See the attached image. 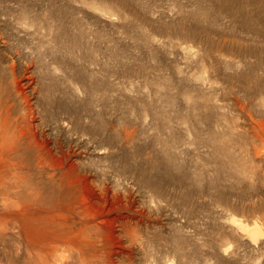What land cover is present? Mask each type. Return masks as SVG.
Wrapping results in <instances>:
<instances>
[{
    "label": "rangeland",
    "instance_id": "374dc122",
    "mask_svg": "<svg viewBox=\"0 0 264 264\" xmlns=\"http://www.w3.org/2000/svg\"><path fill=\"white\" fill-rule=\"evenodd\" d=\"M263 32L264 0H0V264L82 246L70 163L142 222L87 260L264 264Z\"/></svg>",
    "mask_w": 264,
    "mask_h": 264
},
{
    "label": "bare ground",
    "instance_id": "6f19581e",
    "mask_svg": "<svg viewBox=\"0 0 264 264\" xmlns=\"http://www.w3.org/2000/svg\"><path fill=\"white\" fill-rule=\"evenodd\" d=\"M227 1V0H226ZM230 1V0H229ZM236 2V1H235ZM246 4V3H245ZM248 4V3H247ZM223 6V5H222ZM224 7V6H223ZM239 10V9H238ZM242 10V9H241ZM262 10V9H261ZM240 11V10H239ZM243 11V10H242ZM241 11V12H242ZM240 12V13H241ZM35 25V24H34ZM42 25V24H41ZM44 27V25H43ZM36 28V27H35ZM55 28V27H54ZM53 28V29H54ZM57 28V27H56ZM55 28V29H56ZM44 29V28H43ZM47 29V28H46ZM52 29V30H53ZM59 29V28H58ZM57 30V29H56ZM55 30V31H56ZM62 30V29H61ZM64 30V29H63ZM47 31V30H46ZM54 31V30H53ZM54 31V32H55ZM37 32V30H36ZM53 32V33H54ZM61 31H59L60 33ZM33 33V32H32ZM40 33V32H39ZM56 33V32H55ZM264 33V32H263ZM63 34V33H60ZM66 34V33H64ZM54 35V34H52ZM54 37V36H53ZM52 39V38H51ZM210 42V41H209ZM210 44V43H209ZM261 66V65H260ZM263 69V68H262ZM256 82V81H255ZM249 90V89H248ZM254 97V96H253ZM248 106V105H247ZM236 107V106H235ZM29 114V110H28ZM255 119V118H254ZM253 120V119H252ZM155 121V120H154ZM181 121V120H180ZM161 123V122H160ZM255 126V121L253 122ZM258 123V121H257ZM260 123V122H259ZM258 123V124H259ZM98 124V122H97ZM102 125V124H101ZM257 125V124H256ZM167 126V125H166ZM6 130L7 127L0 124V131ZM159 128V127H158ZM181 128V127H180ZM167 129V128H166ZM165 130V129H163ZM162 130V131H163ZM174 131V130H173ZM243 131V130H242ZM246 132V131H245ZM191 134V133H190ZM213 134V133H212ZM155 135V134H154ZM178 135V134H177ZM211 135V134H210ZM258 136V134H255ZM249 136V135H248ZM201 137V136H200ZM212 137V136H211ZM213 138V137H212ZM168 140V139H167ZM174 140V139H173ZM199 140V139H198ZM207 140H210L209 138ZM240 141V140H239ZM246 141V140H245ZM250 141V140H249ZM199 142V141H198ZM197 142V143H198ZM241 142V141H240ZM128 144V143H127ZM199 144V143H198ZM213 144V143H212ZM238 144V143H237ZM242 144V143H241ZM248 143H245V145ZM207 145V144H206ZM205 145V146H206ZM216 145V144H215ZM235 145V144H234ZM233 145V146H234ZM191 146V145H190ZM224 146V145H223ZM238 146V145H237ZM244 146V145H242ZM182 147V146H180ZM197 147V146H196ZM203 147V146H201ZM221 147V145H220ZM241 147V146H240ZM216 148V147H215ZM224 148V147H223ZM222 148V149H223ZM234 148V147H233ZM218 149V148H217ZM221 149V148H220ZM244 149V148H243ZM255 154L260 156L264 160V149H257L254 147ZM231 150V149H230ZM213 151V150H212ZM222 151V150H221ZM226 151V150H225ZM233 151V150H232ZM224 152V151H223ZM230 152V151H228ZM167 153V152H166ZM170 153V152H169ZM233 155V152H231ZM230 153V154H231ZM216 154V153H215ZM229 154V155H230ZM223 156V155H222ZM234 156V155H233ZM232 156V157H233ZM224 157V156H223ZM248 158V156H246ZM244 158V157H243ZM151 159V158H150ZM217 159V158H216ZM238 160V159H237ZM236 160V161H237ZM247 160V159H245ZM201 161V160H200ZM229 161V160H228ZM239 161V160H238ZM241 161V160H240ZM239 161V162H240ZM60 162V161H59ZM223 162V160H222ZM225 162V161H224ZM233 162V161H231ZM243 161L242 163H244ZM247 162V161H246ZM227 163V162H226ZM235 163V162H234ZM248 163V162H247ZM258 163V162H257ZM205 164V163H204ZM223 164V163H222ZM231 164V163H230ZM237 162L234 164L236 165ZM240 164V163H238ZM224 165V164H223ZM250 165V164H249ZM248 165V166H249ZM244 166V165H243ZM251 166V165H250ZM256 166V165H255ZM228 167V166H227ZM235 167V166H234ZM254 167V166H253ZM223 168V167H222ZM236 168V167H235ZM241 168V165H240ZM240 168H238L240 170ZM262 168V167H261ZM170 169V168H169ZM178 169V168H177ZM243 169V168H242ZM254 169V168H253ZM258 169V168H257ZM224 170V169H223ZM251 170V169H250ZM231 171V170H230ZM238 171V170H237ZM242 170L239 172L241 173ZM246 171V170H245ZM255 171V170H253ZM152 172V171H151ZM227 172V171H226ZM238 172V173H239ZM248 172V171H247ZM231 174V172H229ZM235 173V172H233ZM244 173V172H243ZM250 173V172H249ZM236 175V174H235ZM234 175V176H235ZM244 175V174H243ZM233 176V175H232ZM242 176V175H241ZM248 176V175H247ZM51 180L49 182L51 189H56L61 191L65 189L67 197L70 199L71 205L68 207V218H70L71 224H79L85 228V239L82 241V246L76 249H63L60 259H56L51 255V253H45L42 258L37 262V264H97V261H89L82 256L83 251L89 250L94 254V249L96 248L97 242H102L104 246L111 243L114 248H121V242L116 236L117 226L121 227L125 237H127L130 242L136 243L137 235L136 232L139 226L142 224L140 220L135 221V223L124 222L122 224H117L116 221L108 215L111 212L105 206H101L102 203H108L107 196L98 195V193L89 184V178L87 176L78 173L73 163H70L67 167V173H59L57 177L55 175L49 176ZM249 178V177H248ZM251 178V177H250ZM91 183V182H90ZM158 185V184H157ZM141 186V185H140ZM104 188V186H103ZM150 188V187H149ZM106 191V189H103ZM100 193V192H99ZM103 194V193H102ZM111 204V203H110ZM109 206V204H107ZM112 205V204H111ZM106 213V214H105ZM131 226V227H130ZM118 227V228H119ZM70 228H67L69 230ZM71 234L67 231L66 237ZM87 237L95 238L94 241L89 240ZM71 239H74L73 237ZM140 239V238H139ZM93 245V246H92ZM54 249L53 246H47L43 251H48ZM68 251L69 255H66ZM91 254V255H92Z\"/></svg>",
    "mask_w": 264,
    "mask_h": 264
}]
</instances>
